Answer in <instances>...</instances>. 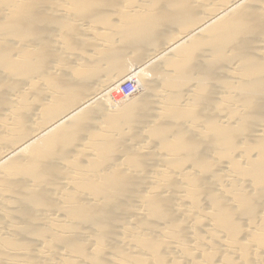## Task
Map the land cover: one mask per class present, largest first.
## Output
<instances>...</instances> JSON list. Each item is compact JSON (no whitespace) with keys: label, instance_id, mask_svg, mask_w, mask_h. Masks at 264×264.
Instances as JSON below:
<instances>
[{"label":"bare ground","instance_id":"obj_1","mask_svg":"<svg viewBox=\"0 0 264 264\" xmlns=\"http://www.w3.org/2000/svg\"><path fill=\"white\" fill-rule=\"evenodd\" d=\"M0 264H264V0H0Z\"/></svg>","mask_w":264,"mask_h":264},{"label":"rangeland","instance_id":"obj_2","mask_svg":"<svg viewBox=\"0 0 264 264\" xmlns=\"http://www.w3.org/2000/svg\"><path fill=\"white\" fill-rule=\"evenodd\" d=\"M128 79L130 78V80H123L122 82H120V86H119V84H118V86H116V88H114V89H111L110 91L111 92H109V95L111 96V98H113L114 99V97H116V96H119L120 94H122V89L125 87V88H128V87H130L131 85H133L134 86V81H135V79L132 77H127ZM126 78V79H127ZM132 79V80H131ZM127 84H129V85H127ZM118 88V89H117ZM113 90H115L114 92H113ZM113 92V93H112Z\"/></svg>","mask_w":264,"mask_h":264},{"label":"built area","instance_id":"obj_3","mask_svg":"<svg viewBox=\"0 0 264 264\" xmlns=\"http://www.w3.org/2000/svg\"><path fill=\"white\" fill-rule=\"evenodd\" d=\"M130 87H133V85H131ZM124 88H125V87H124ZM123 90H124V89H123ZM123 92H124V91H123ZM123 92H122V94H124V93H125V92H124V93H123Z\"/></svg>","mask_w":264,"mask_h":264}]
</instances>
